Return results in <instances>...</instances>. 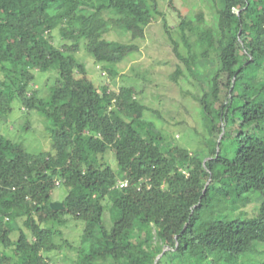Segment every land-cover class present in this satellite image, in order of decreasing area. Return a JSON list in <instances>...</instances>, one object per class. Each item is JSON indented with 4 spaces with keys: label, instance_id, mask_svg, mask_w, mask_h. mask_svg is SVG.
<instances>
[{
    "label": "trees",
    "instance_id": "16d2710c",
    "mask_svg": "<svg viewBox=\"0 0 264 264\" xmlns=\"http://www.w3.org/2000/svg\"><path fill=\"white\" fill-rule=\"evenodd\" d=\"M207 3L204 41L203 13L168 30L156 0H0V119L14 101L36 111L52 150L29 154L0 134V264H53L63 251L76 264H264V199L252 217L236 212L246 192H264V0ZM157 19L178 62L200 76L194 99L211 147L234 128L230 158L203 163L167 145L135 83L98 88L76 57L85 41L114 80ZM56 30L70 44L57 48ZM32 71L56 73L43 98L30 90ZM57 180L62 211L50 208ZM71 220L83 226L77 246L61 231Z\"/></svg>",
    "mask_w": 264,
    "mask_h": 264
},
{
    "label": "rangeland",
    "instance_id": "374dc122",
    "mask_svg": "<svg viewBox=\"0 0 264 264\" xmlns=\"http://www.w3.org/2000/svg\"><path fill=\"white\" fill-rule=\"evenodd\" d=\"M156 1L168 30L172 28L175 30L183 17L191 18L203 13L206 30L198 37L202 40L209 37V30L214 20L207 0ZM105 38L110 41H130L129 37L119 32H110L105 35ZM52 43L57 48L70 44L61 39L57 30L52 33ZM76 57L85 65L89 79L98 88L108 86L110 90L117 92L122 84L135 83L142 92L139 101L150 109L145 118L155 125L157 132L166 136L167 145L184 149L189 154H195L201 158L203 163L214 161L217 157H231L234 147V128L230 126L222 143L217 144L216 141L215 148L211 147L210 141L206 139L208 132L200 116V108L194 99V96L198 94L194 87L195 80L200 81V76L196 72L190 76L186 68L178 62L172 52L162 20L157 19L148 25L145 38L140 42L139 52L117 66L119 72L114 80H111L106 71L96 65L93 57L86 50L85 41L80 43V51ZM178 68L181 74L173 80ZM32 73L35 80L30 90L36 91L39 97L43 98L49 91L56 73L53 71L47 73L32 71ZM49 127V121L36 111L27 110L18 101L12 103L6 118L0 119V134L13 142L22 144L29 154L52 152ZM212 149H215L214 155L210 154ZM105 162L116 169V160L111 155L105 158ZM66 195L67 189L63 185L56 187L52 193L55 202L62 201ZM263 199L264 192H246L240 200L236 201V212H243L246 217H252L256 214ZM105 219L109 221L107 213ZM82 228L80 222L71 220L61 231L73 246H77ZM166 250L167 248L163 247V252ZM51 257L53 264H76L77 259L74 251L53 253ZM252 259L253 257L250 256L238 261L228 258L227 264H244L242 261H252Z\"/></svg>",
    "mask_w": 264,
    "mask_h": 264
},
{
    "label": "water",
    "instance_id": "95a60500",
    "mask_svg": "<svg viewBox=\"0 0 264 264\" xmlns=\"http://www.w3.org/2000/svg\"><path fill=\"white\" fill-rule=\"evenodd\" d=\"M223 136V133L220 134L219 138H218V141H217V144L219 143V139ZM50 208L53 210V211H62L64 210V205L63 203H57V202H52L50 204Z\"/></svg>",
    "mask_w": 264,
    "mask_h": 264
},
{
    "label": "built area",
    "instance_id": "2783aa9c",
    "mask_svg": "<svg viewBox=\"0 0 264 264\" xmlns=\"http://www.w3.org/2000/svg\"><path fill=\"white\" fill-rule=\"evenodd\" d=\"M58 184V183H57ZM128 186V182H122V183H119V187L120 188H126Z\"/></svg>",
    "mask_w": 264,
    "mask_h": 264
},
{
    "label": "clouds",
    "instance_id": "9594fccd",
    "mask_svg": "<svg viewBox=\"0 0 264 264\" xmlns=\"http://www.w3.org/2000/svg\"><path fill=\"white\" fill-rule=\"evenodd\" d=\"M57 183H58V184H57ZM55 186H56V187L62 186V185H61V181H59V180L55 181ZM57 203H61V202H57Z\"/></svg>",
    "mask_w": 264,
    "mask_h": 264
}]
</instances>
